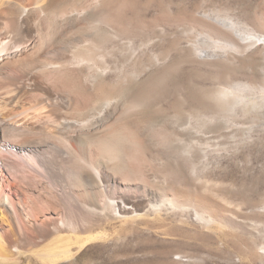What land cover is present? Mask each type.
Returning <instances> with one entry per match:
<instances>
[{
    "label": "bare ground",
    "instance_id": "bare-ground-1",
    "mask_svg": "<svg viewBox=\"0 0 264 264\" xmlns=\"http://www.w3.org/2000/svg\"><path fill=\"white\" fill-rule=\"evenodd\" d=\"M98 3L0 0V264H79L80 252L103 234L77 219L75 201L123 222L138 217L167 228L174 221L190 223L206 230L217 250L220 242L230 243L241 260L258 264L264 241L257 231L264 228V212L246 199L248 214L199 195L181 160L190 146L202 149V142L217 137L221 101L239 94L230 85L199 84L198 94L191 96L193 69L180 65L216 71L228 66L201 62L188 48L171 55L170 32L184 28L182 19L152 17L144 23L121 0L110 7ZM213 20L234 31L224 19ZM210 25L206 32L215 43H264V37H240ZM157 37L167 38V45L145 51ZM118 86L131 90L122 95ZM144 107L174 113L167 124L187 142L184 153L172 160L146 134L138 120ZM209 109L208 120L215 125L211 134L201 123ZM156 165L168 177L161 186L153 184ZM12 185L16 196L5 191Z\"/></svg>",
    "mask_w": 264,
    "mask_h": 264
},
{
    "label": "rangeland",
    "instance_id": "rangeland-1",
    "mask_svg": "<svg viewBox=\"0 0 264 264\" xmlns=\"http://www.w3.org/2000/svg\"><path fill=\"white\" fill-rule=\"evenodd\" d=\"M73 1L81 3L86 0ZM115 1L99 0L97 6L100 7L101 2V5L110 7ZM121 1L122 7L128 12L131 10L130 7L137 11L138 19L144 23L155 17L165 16L176 22L183 20L184 24L180 26L184 28L173 27L170 32L169 40L174 44L172 56H177L183 48H188L201 62L223 61L228 66L216 71L207 70L203 65L200 68H193L182 63L180 65L182 70L193 69L190 74L192 79H189L191 82L189 95L198 94L199 84L210 87L230 85L234 94H239L230 97L228 99L230 103L228 100L221 101L217 137L202 142V149L190 146L189 154L181 152L187 142L183 143L167 124L174 113L160 107L140 109L138 120L146 134L166 149L172 155V160L174 154L184 153L181 158L182 163L199 188L198 191H202L199 195L218 199V202L228 203L249 213L251 208L244 207L246 199L245 201H253L254 207L264 212V43L246 39L244 45L236 47L226 40L224 42L223 39L215 43V38L206 32L210 24L215 28L221 27L213 20L215 17L229 22L231 28L233 25L234 31L242 34V36L239 34L240 37H248V35L264 37V0ZM93 26L92 29L96 32L98 24L93 23ZM183 29L186 33L181 32ZM226 29L221 27L226 33L234 34L233 30ZM202 32L206 33L202 34ZM233 36L236 39L240 38ZM167 41V38L157 37L152 42L154 44L144 46L145 51L157 52L167 45ZM229 68L232 69L233 74H229L231 71ZM218 75L225 76L226 80L223 83L218 82ZM209 77L213 79L212 82ZM247 78H251L249 82ZM235 86L237 88H234ZM78 90H81L80 93L82 92L83 95L86 93L82 87ZM130 90L131 87L128 86L117 87V91L122 95ZM206 110L201 119L202 129L205 133L211 134L215 125H211L208 120L210 109L208 112ZM151 172L154 175L155 185L161 186V183L164 184L161 180L168 178L158 165L152 166ZM4 187L5 191L13 193V196L18 194L15 186L12 185L10 189ZM63 199L66 200L65 197ZM75 203L79 207L74 211L77 219L81 216L88 228L103 234L80 252L79 264H99L98 261H106L107 264H250L233 252L230 243L226 245L220 242L218 246L221 250L214 248L207 237V231H197L190 223L178 224L174 221L169 223L167 228L166 225L162 226L159 223L147 225L145 221L140 222L142 218L138 217L123 222L112 217L110 219L107 216L108 212L81 207L78 201ZM260 230L257 231V235H260L258 239L264 241V228ZM260 253L263 257L258 260V264H264V248L260 249Z\"/></svg>",
    "mask_w": 264,
    "mask_h": 264
}]
</instances>
